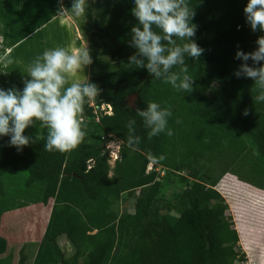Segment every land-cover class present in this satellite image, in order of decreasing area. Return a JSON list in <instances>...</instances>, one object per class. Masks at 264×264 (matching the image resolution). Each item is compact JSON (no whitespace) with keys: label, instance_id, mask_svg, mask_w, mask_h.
Segmentation results:
<instances>
[{"label":"trees","instance_id":"trees-1","mask_svg":"<svg viewBox=\"0 0 264 264\" xmlns=\"http://www.w3.org/2000/svg\"><path fill=\"white\" fill-rule=\"evenodd\" d=\"M2 1L18 5L21 0ZM247 2L190 0L196 13L192 22L198 26L193 39L205 49L199 60L186 59L195 78L191 93L155 80L146 67L129 65L87 82L100 90L93 99L95 105H109L112 113L100 115L95 122L85 98L81 119L86 136L75 149L46 151L43 126L39 136H27L30 142L21 151L9 146L10 137L0 138V196L1 169L17 170L21 165L27 173L24 186L44 185L41 201L52 203L32 264H79L71 259L75 253L66 257L59 248L60 239L75 252L84 248L86 259L81 264H232L237 258L245 260L225 207L212 189L216 179L210 173L215 165L225 171L248 157L241 164L242 179L264 188L263 182H254L256 175L264 174V102L253 101V80L234 75L242 63L235 59L236 51H254L257 38L264 35L247 25L243 13ZM133 7V0H113L106 25L94 22L92 34L99 40L101 56L129 60L138 54L131 46V28L138 23L131 13ZM17 86L20 91L24 88ZM133 94L137 101L130 108L126 100ZM150 101L172 112L168 120L172 136L161 133L148 139L150 129L137 110H146ZM131 120L135 121L132 131L126 126ZM99 130L121 143L122 161L112 176L107 156L92 135ZM130 135L140 137L139 144L129 142ZM149 160L173 171L183 170L192 180L178 197L182 209L174 221L167 215L170 205L159 204L161 184L156 171L145 173ZM87 161L93 162L89 168ZM134 192L132 213L118 215L111 210L114 200L124 194L130 199ZM17 264H26L22 250Z\"/></svg>","mask_w":264,"mask_h":264},{"label":"clouds","instance_id":"clouds-1","mask_svg":"<svg viewBox=\"0 0 264 264\" xmlns=\"http://www.w3.org/2000/svg\"><path fill=\"white\" fill-rule=\"evenodd\" d=\"M133 3L131 13L138 23L131 28V46L138 54L129 57V64L146 67L155 80L170 84L178 92L191 93L195 78L189 73L186 59L199 60L205 49L193 39L198 26L192 22L196 13L190 0H133ZM88 5L89 0H72L71 8L67 9L61 0L58 15L85 16ZM243 13L252 32H264V0H248ZM255 43L257 48L254 51H236L235 59L242 63L234 75L254 81L251 91L255 93L253 101L258 103L264 102V63H261L264 61V35ZM0 63L7 67L13 60L0 57ZM91 63L86 47L71 53L64 47H57L35 57L27 68L31 79L24 82L22 91L0 88V138L10 137L9 146L21 151L30 142V138L24 135L25 130L40 121L47 129L46 151L75 149L86 136L81 119L85 98L93 100L100 90L97 85L87 82L72 83L63 92L61 89L67 82L65 74L76 73ZM137 114L150 129L148 139L161 133L173 135L168 127L172 116L168 107L150 101L147 109H138ZM243 115H249L248 109ZM134 123L131 120L126 125L130 131ZM128 140L139 144L140 137L130 135Z\"/></svg>","mask_w":264,"mask_h":264},{"label":"rangeland","instance_id":"rangeland-1","mask_svg":"<svg viewBox=\"0 0 264 264\" xmlns=\"http://www.w3.org/2000/svg\"><path fill=\"white\" fill-rule=\"evenodd\" d=\"M94 2L95 0H89L85 16L76 17L71 14L58 15L61 6L60 0H21L20 5L13 2L4 3L0 0V35L6 34L10 26L21 30L23 35L33 32L32 36L19 43L17 47L19 51L27 49L28 53H31L32 63L35 57L39 56L40 51L47 46L64 47L70 53L86 47L92 58L89 69L94 76L129 66V60H111L109 57L99 56L98 50L101 49V45L92 34L95 22L92 15ZM101 2L110 4V0H101ZM71 3L72 0H62L63 6L67 9L71 8ZM125 4L126 1L122 7L126 8ZM107 11L108 7L105 9V16ZM102 15L104 16V12ZM101 22L104 21L101 20ZM27 62L26 60L23 64L27 65ZM102 64H104L103 67L100 66ZM87 66L76 73L65 74L67 82L61 91L70 87L72 83L83 84L86 79ZM21 69L20 67L19 73H24V70ZM24 77L28 78L29 75H24ZM136 101L137 99H132L133 104ZM32 128H35V131L38 129L40 135L42 122L35 121ZM92 135L94 142L102 148L103 154L107 156V163L110 167L108 175L112 176L113 169L122 161L121 143L111 134L105 133L104 130L93 131ZM246 155L248 156V154ZM247 158L244 157L234 167L225 171L222 170V167L215 165L210 177L216 179L212 189L219 195V199L225 207V216L236 231L238 247L243 259L247 260L249 264H264V188L253 184V180L242 179L241 164ZM92 163L87 161V167H91ZM8 170L9 168L4 169L3 174L5 175ZM21 171L25 170L21 168ZM150 171H156L161 184L157 195L159 204L164 207L167 204L170 205L171 208L167 215L171 221H174L182 209L178 203V197L185 188L190 186L192 180L186 176V172L183 170L173 171L149 160L145 167V173ZM16 173V177L22 179V172ZM255 179L254 182L260 184L263 182L264 184V174L256 175ZM23 186L24 184L21 182L20 187L16 185L14 190L9 191L10 198L0 205L2 216L5 219L1 238L11 250L13 245L16 246L19 242L33 243L25 244L21 248L27 257L26 264H32L38 249L37 243L42 238L52 204L42 207L40 199L24 192L20 193L18 197L13 196L16 192H20V188ZM209 186L211 184H207V187ZM258 188L262 191H259ZM136 193L134 192L130 199H125L124 194L121 200H114L111 210L118 215L132 213ZM94 233L95 231L92 232V234ZM57 244L59 248L63 249L66 257H71L75 253L76 255L71 259L79 264L85 261L86 251L84 248H80V251L77 249L78 251L75 252L71 244H68L64 239L57 241ZM237 259L232 264H237Z\"/></svg>","mask_w":264,"mask_h":264},{"label":"crops","instance_id":"crops-1","mask_svg":"<svg viewBox=\"0 0 264 264\" xmlns=\"http://www.w3.org/2000/svg\"><path fill=\"white\" fill-rule=\"evenodd\" d=\"M20 3H21V1H20ZM20 3H19V5H20ZM112 3H113V0H110V4H106V3L104 4V3L101 2V0H99V1L95 0L94 6H93V14L92 15L94 17V21L97 22V24L100 27H104L106 25V22H107V19H108V16L110 14V10H111V7H112ZM107 7H108V11H107V14L105 16V13H106L105 9H107ZM102 12H104V16L102 15ZM101 20L104 21V22L102 23ZM100 23H102V24H100ZM0 34H1V32H0ZM32 34H33V32L29 33L27 35H23V32L21 30L16 29V27L10 26L9 30L7 29V31H6V34L0 35V48L2 49V52L0 53V57H7V58H10V59L13 60V63L11 65H8L7 67H5L3 63H0V76H1L0 77V88H3L4 90H8L10 88H15V89L18 90V86H17L18 84H22L23 86H25L24 82L31 79V77H30V75L28 74V71H27V68L30 65H32L31 53L30 52L28 53L27 49L23 50V51H19L17 49V47H18L19 43L24 42L25 39H27L30 36H32ZM40 40H42V39H40ZM53 48H57V47H53V46L49 47V46H47L46 48H44V49H42L40 51L41 53L39 55H42V53L45 50L53 49ZM76 51H78V50H74L73 52H76ZM100 51H101V49L98 50L99 56H101L100 55ZM102 57H105V56H102ZM26 60L28 61L27 65L23 64V62H25ZM89 66H90V64L87 66L86 79H85V81L83 83L88 82L89 79L94 76L90 72V69H89L90 67ZM100 66L103 67L104 64H102ZM20 67L24 70V73H19L20 72V70H19ZM67 74H73V73H67ZM24 75L25 76L29 75L30 78L29 77L28 78L24 77ZM32 127H33V125L25 130V135L26 136H38L39 135L38 134L39 130L37 129L35 131V128H32ZM21 168H22L21 165H19L17 171L9 169L6 172L5 175L3 174V170L7 169V168L1 169V180H2V183H3V196H0V205L3 204L4 201H6V200H8L10 198L9 191L14 190L16 185L18 187H20V182L24 184V182L26 180V177H27V173L25 171H21ZM16 172L17 173L22 172L21 173L22 174V179L16 177V175H15ZM43 188H44V185H42L40 183H35V184H33V185H31V186H29L27 188L25 186H23L22 188H20V192H16V194H13V196L16 195V197H18V195L20 193H22V192L26 193L27 195L31 194L35 198L40 199V205L43 207L44 205H43V203L41 201ZM48 204H52V203L48 202ZM0 213H1L0 241L3 244V250L0 251V264H17V259H18V256H19V252H20V250L23 251V249H21L22 246H24L25 244H33V243H22V242H19L18 245H16V246L13 245L12 250H11L1 238V236H2L1 230H2L3 226H5V222H4L5 219L2 216L1 210H0ZM48 217H47V220H48ZM39 243H40V241H38L37 245ZM26 259H27V257H26Z\"/></svg>","mask_w":264,"mask_h":264},{"label":"built area","instance_id":"built-area-1","mask_svg":"<svg viewBox=\"0 0 264 264\" xmlns=\"http://www.w3.org/2000/svg\"><path fill=\"white\" fill-rule=\"evenodd\" d=\"M88 100V98H87ZM88 107L92 109V113L94 115L95 122H98V118L100 115H111V107L106 104H102L100 106H96L93 100H88ZM237 264H249L247 260H242Z\"/></svg>","mask_w":264,"mask_h":264},{"label":"water","instance_id":"water-1","mask_svg":"<svg viewBox=\"0 0 264 264\" xmlns=\"http://www.w3.org/2000/svg\"><path fill=\"white\" fill-rule=\"evenodd\" d=\"M132 99H134V100H136L137 99V95L136 94H133V95H131V96H129L128 98H127V100H126V105L128 106V107H130V108H132L133 107V102H132Z\"/></svg>","mask_w":264,"mask_h":264},{"label":"bare ground","instance_id":"bare-ground-1","mask_svg":"<svg viewBox=\"0 0 264 264\" xmlns=\"http://www.w3.org/2000/svg\"><path fill=\"white\" fill-rule=\"evenodd\" d=\"M40 32V31H39ZM9 54V53H8ZM8 56V55H7ZM1 77V76H0Z\"/></svg>","mask_w":264,"mask_h":264}]
</instances>
